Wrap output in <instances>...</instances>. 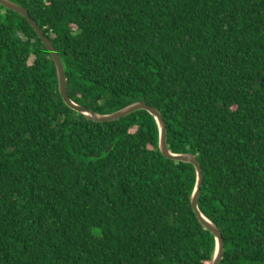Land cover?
I'll use <instances>...</instances> for the list:
<instances>
[{
  "label": "trees",
  "instance_id": "16d2710c",
  "mask_svg": "<svg viewBox=\"0 0 264 264\" xmlns=\"http://www.w3.org/2000/svg\"><path fill=\"white\" fill-rule=\"evenodd\" d=\"M62 58L70 97L155 107L197 156L220 264H264V0H11ZM154 117L69 108L27 19L0 5V264H212L196 171Z\"/></svg>",
  "mask_w": 264,
  "mask_h": 264
},
{
  "label": "water",
  "instance_id": "95a60500",
  "mask_svg": "<svg viewBox=\"0 0 264 264\" xmlns=\"http://www.w3.org/2000/svg\"><path fill=\"white\" fill-rule=\"evenodd\" d=\"M0 5L6 9L15 11L18 14L25 17L27 21L29 22V24L32 26V28L35 30L39 39L45 45V47L47 48L48 52L50 53L54 61L56 71H57L59 93L64 103L69 108L84 115L87 119L92 120L94 122H110V121L119 120L139 110H146L154 117V119L157 122L158 131H159L158 146H159V150L161 154L171 160L189 162L195 168L196 182H195V186H194V189L191 195V206L197 218L201 222V224L213 234L214 239H215V249L213 253L212 264H220L223 251H224L223 236L219 228L211 220H209L199 208V197L201 194V187L203 183L202 167L196 155L191 154V153H173L169 150L168 144H167V125L161 113L155 107L147 104L145 101H136L134 103H131L123 107L120 110H117L115 112L108 113V114L96 113L93 110L73 101L68 92L67 79H66L65 68H64L62 58L59 55L56 47L52 43L51 39L43 31V29L37 23V21L30 16L27 8L11 0H0Z\"/></svg>",
  "mask_w": 264,
  "mask_h": 264
}]
</instances>
